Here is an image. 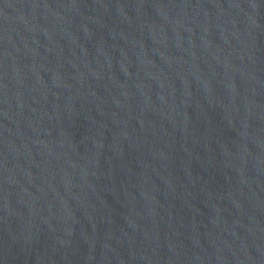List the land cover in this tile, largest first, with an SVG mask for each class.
I'll use <instances>...</instances> for the list:
<instances>
[{
    "label": "water",
    "instance_id": "obj_1",
    "mask_svg": "<svg viewBox=\"0 0 264 264\" xmlns=\"http://www.w3.org/2000/svg\"><path fill=\"white\" fill-rule=\"evenodd\" d=\"M0 264H264V0H0Z\"/></svg>",
    "mask_w": 264,
    "mask_h": 264
}]
</instances>
